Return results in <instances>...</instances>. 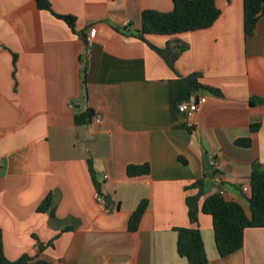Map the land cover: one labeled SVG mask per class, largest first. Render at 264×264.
<instances>
[{
    "label": "crops",
    "instance_id": "obj_1",
    "mask_svg": "<svg viewBox=\"0 0 264 264\" xmlns=\"http://www.w3.org/2000/svg\"><path fill=\"white\" fill-rule=\"evenodd\" d=\"M49 1L55 13L77 19L75 31L36 0H0L6 257L36 255L39 242H53L41 256L55 264H189L175 229L191 226L186 198L198 191L187 188L204 178L210 156L216 167L209 194L222 191L251 217L243 188L253 163L264 164V14L246 37L244 0H218L221 14L211 28L144 42L137 37L143 12H171L174 0ZM173 42L188 46L174 68L149 45ZM195 73L219 93L194 91L187 78ZM199 97L205 103L197 113L179 111ZM90 110L92 120L77 125L76 115ZM253 124L261 128L252 146L236 145L252 136ZM146 163L149 176L128 178L129 165ZM49 195L50 211L39 212ZM142 201L146 213L131 232ZM199 227L210 264H264V228L247 229L244 247L222 258L212 217L201 214Z\"/></svg>",
    "mask_w": 264,
    "mask_h": 264
},
{
    "label": "trees",
    "instance_id": "obj_2",
    "mask_svg": "<svg viewBox=\"0 0 264 264\" xmlns=\"http://www.w3.org/2000/svg\"><path fill=\"white\" fill-rule=\"evenodd\" d=\"M41 10L50 11L57 18L64 20L75 31L77 19L73 16L60 15L54 12L49 0H36ZM218 0H174V9L164 13L155 10H146L142 14V30L137 37L147 42L148 35L173 36L187 32H194L211 28L220 17L217 6ZM264 14V0H244V31L246 37L254 35L257 23ZM150 47L161 55L167 63L174 68L176 61L188 49L186 44L180 42L169 43L166 48L160 49L149 44ZM86 73L84 83L86 84ZM202 75L195 73L187 80L194 91L205 89L218 94L219 91L204 86L201 83ZM94 116L92 110L77 114L75 122L79 126L88 124ZM261 128V124L251 125V137L239 139L236 145L250 148L253 135ZM91 165V164H90ZM214 169L208 166L204 178L192 184L187 189H196L198 193L186 198L190 227L176 228L178 235L177 248L181 257L186 258L189 264H210L206 254L205 244L199 227L200 215L212 217L215 239L219 254L222 258L228 257L240 251L244 247V237L247 229L264 228V164L255 161L252 165L249 177L248 199L251 209V217L244 207L235 201H228L221 193L209 194L210 180L214 178ZM90 173L96 182V174L90 166ZM151 174L150 164L129 165L127 176L130 179L146 177ZM97 184V182H96ZM99 187V185L97 184ZM99 189V188H98ZM100 195L101 191L98 190ZM205 197L203 204L201 199ZM52 206V196L49 195L38 211L46 213ZM148 207V201H142L130 217L129 230L135 232L139 229L144 214ZM53 242L44 245L39 242L36 255L24 254L17 260L6 257L4 249L3 233L0 231V264H55L41 256L47 247Z\"/></svg>",
    "mask_w": 264,
    "mask_h": 264
},
{
    "label": "built area",
    "instance_id": "obj_3",
    "mask_svg": "<svg viewBox=\"0 0 264 264\" xmlns=\"http://www.w3.org/2000/svg\"><path fill=\"white\" fill-rule=\"evenodd\" d=\"M97 35V30L96 28H92L89 32V35L87 37V44H88V53L90 54L91 52V46L96 38ZM2 48V44L0 42V49ZM205 103V98L204 97H199L196 101L192 102V103H182L179 106V111L181 113L187 114L188 116H192L195 113H197L200 110V106L203 105ZM70 108L74 109V104L70 103ZM97 121L100 122L101 121V117L97 116ZM209 167L213 170L216 167V161L215 158L213 156L209 157ZM105 179H107V176H104ZM243 191L246 193L248 192V186H245L243 188ZM221 194H223V192L221 191ZM97 199L100 202H103L104 199L103 197L98 193L97 194Z\"/></svg>",
    "mask_w": 264,
    "mask_h": 264
}]
</instances>
